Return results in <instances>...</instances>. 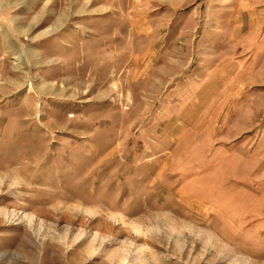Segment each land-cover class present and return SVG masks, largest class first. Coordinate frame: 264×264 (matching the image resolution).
I'll return each instance as SVG.
<instances>
[{
    "label": "rangeland",
    "instance_id": "1",
    "mask_svg": "<svg viewBox=\"0 0 264 264\" xmlns=\"http://www.w3.org/2000/svg\"><path fill=\"white\" fill-rule=\"evenodd\" d=\"M0 264H264V0H0Z\"/></svg>",
    "mask_w": 264,
    "mask_h": 264
},
{
    "label": "bare ground",
    "instance_id": "2",
    "mask_svg": "<svg viewBox=\"0 0 264 264\" xmlns=\"http://www.w3.org/2000/svg\"><path fill=\"white\" fill-rule=\"evenodd\" d=\"M20 58H21L20 55H16V56H15V59H16V60H20Z\"/></svg>",
    "mask_w": 264,
    "mask_h": 264
}]
</instances>
